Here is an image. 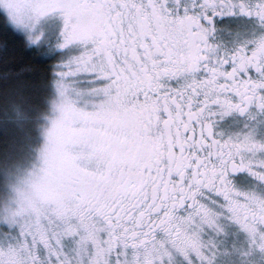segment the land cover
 <instances>
[{
    "label": "snow or ice",
    "instance_id": "obj_1",
    "mask_svg": "<svg viewBox=\"0 0 264 264\" xmlns=\"http://www.w3.org/2000/svg\"><path fill=\"white\" fill-rule=\"evenodd\" d=\"M0 29L48 65L0 264H264V0H0Z\"/></svg>",
    "mask_w": 264,
    "mask_h": 264
},
{
    "label": "trees",
    "instance_id": "obj_2",
    "mask_svg": "<svg viewBox=\"0 0 264 264\" xmlns=\"http://www.w3.org/2000/svg\"><path fill=\"white\" fill-rule=\"evenodd\" d=\"M4 39L9 40V47L15 51L6 63H0V150L14 140L26 143L24 134L12 122L13 107L21 100L29 101L24 107H36L41 98L47 95L48 65L34 62L32 57L24 52L22 44H13L11 35L0 29V40Z\"/></svg>",
    "mask_w": 264,
    "mask_h": 264
},
{
    "label": "rangeland",
    "instance_id": "obj_3",
    "mask_svg": "<svg viewBox=\"0 0 264 264\" xmlns=\"http://www.w3.org/2000/svg\"><path fill=\"white\" fill-rule=\"evenodd\" d=\"M26 108H28V107H26Z\"/></svg>",
    "mask_w": 264,
    "mask_h": 264
}]
</instances>
